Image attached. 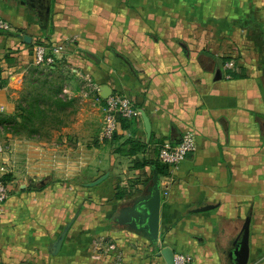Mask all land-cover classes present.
Listing matches in <instances>:
<instances>
[{
	"label": "crops",
	"instance_id": "crops-1",
	"mask_svg": "<svg viewBox=\"0 0 264 264\" xmlns=\"http://www.w3.org/2000/svg\"><path fill=\"white\" fill-rule=\"evenodd\" d=\"M0 16L16 30L0 32V113L13 115L27 94L40 44L64 46L56 70L67 104L47 136L8 132L20 172L0 203V264H166L117 218L155 166L134 162H160L162 142L187 129L196 151L176 169L160 162L161 189L173 178L161 245L188 264H234L233 241L250 217L248 264H264V0H0ZM87 77L98 88L84 96ZM106 88L139 111L111 140L100 137ZM132 138L146 148L115 152Z\"/></svg>",
	"mask_w": 264,
	"mask_h": 264
},
{
	"label": "built area",
	"instance_id": "built-area-1",
	"mask_svg": "<svg viewBox=\"0 0 264 264\" xmlns=\"http://www.w3.org/2000/svg\"><path fill=\"white\" fill-rule=\"evenodd\" d=\"M0 31L3 32H15L16 30L7 19L0 16ZM64 46L60 44H54L50 47L45 45H37L34 48V55L36 62L39 66H50L53 64L64 63L63 61ZM231 65V63H227ZM96 84L87 77L85 86L82 87V93L84 96L89 95L97 90ZM67 92V89H64ZM104 118L103 126L101 129L100 137L102 140H111L120 128L119 117H125L128 119H134L139 115L138 109L135 107L133 99L126 94L112 93L105 98V104L103 107ZM197 149L196 133L192 129L184 131L182 139L173 143L169 140H165L159 147L158 159L160 162L176 169L181 161H183L187 155L195 152ZM13 149L7 144L0 143V203L5 202L10 194V178L13 174L19 173L17 159L13 156ZM173 169V170H174ZM173 178L168 176L161 189L163 195L168 194L169 186ZM111 249H115V244L109 245ZM191 261L189 255L184 253L174 254V264H188Z\"/></svg>",
	"mask_w": 264,
	"mask_h": 264
},
{
	"label": "trees",
	"instance_id": "trees-1",
	"mask_svg": "<svg viewBox=\"0 0 264 264\" xmlns=\"http://www.w3.org/2000/svg\"><path fill=\"white\" fill-rule=\"evenodd\" d=\"M62 64L63 62L58 65L43 66L35 70L33 78L26 84L27 94L18 102L16 112L13 115L0 113V133L9 132L14 135H25L27 137H43L49 135V127H57L63 123V120L58 115V111L63 110L67 104L59 95L62 91V86L58 82L59 78L54 79L51 76L57 73L56 69L62 68ZM232 75L235 76V73H232ZM1 86L2 79L0 75ZM129 120L122 116L119 117L122 128L130 127L131 123H129ZM145 148V143L132 138L116 147L115 152L132 156L138 154V152H141ZM150 165H155L160 175L167 173V169H164L160 162L156 160L150 161L143 159L134 162L135 168L143 169ZM125 194L126 192L120 190L116 194V197L122 199Z\"/></svg>",
	"mask_w": 264,
	"mask_h": 264
},
{
	"label": "water",
	"instance_id": "water-1",
	"mask_svg": "<svg viewBox=\"0 0 264 264\" xmlns=\"http://www.w3.org/2000/svg\"><path fill=\"white\" fill-rule=\"evenodd\" d=\"M1 32V31H0ZM24 40L30 42V36L25 35ZM111 91L106 88L102 93L107 98ZM142 117L145 130L148 135L151 133L150 119L144 111ZM109 173H105L99 178L86 183L87 186H95L103 182ZM163 194L161 190V176L157 167H153V173L149 183L146 185L145 192L134 199L130 204L121 209V213L117 218L118 222L126 225L132 231L144 236L158 250V255L163 256L166 264H174L175 251L170 246H162L160 243L161 233V209ZM210 207H202L209 209ZM73 221L69 222L58 239L53 244L52 252L57 254L65 240L67 232ZM249 236H250V217H247L239 235L233 241V249L231 254L234 258V264H248L249 261Z\"/></svg>",
	"mask_w": 264,
	"mask_h": 264
},
{
	"label": "rangeland",
	"instance_id": "rangeland-1",
	"mask_svg": "<svg viewBox=\"0 0 264 264\" xmlns=\"http://www.w3.org/2000/svg\"><path fill=\"white\" fill-rule=\"evenodd\" d=\"M53 74V73H51ZM54 79L56 78H62L60 77L57 73H54L53 75H51ZM0 143H5L8 145V133L2 132L0 133ZM146 177L151 179V173L147 174L146 176H144V178L146 179ZM147 178V179H148ZM150 179L147 181V183H149Z\"/></svg>",
	"mask_w": 264,
	"mask_h": 264
}]
</instances>
